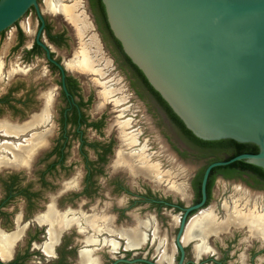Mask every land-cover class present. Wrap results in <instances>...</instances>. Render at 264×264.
Returning a JSON list of instances; mask_svg holds the SVG:
<instances>
[{"label": "flooded vegetation", "instance_id": "obj_1", "mask_svg": "<svg viewBox=\"0 0 264 264\" xmlns=\"http://www.w3.org/2000/svg\"><path fill=\"white\" fill-rule=\"evenodd\" d=\"M67 7L76 8L74 14L81 20V25L77 24L75 27L63 14L49 12L52 15L62 17L63 22H68L67 24L71 25L70 28H73V31H77L76 28L84 26V29L81 28L82 37L76 38L77 41L74 40L73 43L69 41L70 37L67 32L54 27L51 20L41 14L40 9L42 21L38 18L35 10L32 9L26 14L27 17L31 16V18L23 23V27L20 22L24 17L14 26L16 31L13 49L16 53L15 60L18 62V66L15 67L14 70L17 71L13 72L12 75L19 76V73H23L21 69L27 67V72L33 73V81L30 83L29 91L24 98L18 97L19 83L16 82L11 91L0 97V110L9 109L14 116H17L22 110L21 108L24 109L26 105L37 103L38 107L33 109L25 123H29L27 125L29 127L32 123L35 124L43 118L41 124L48 126V128L42 133L45 136V145L42 147L46 148V151H43L42 162L45 163V167L40 172L38 188L30 184L27 186L21 184L19 174L11 175L7 179L9 184L2 187L3 196L0 199V212L4 210L3 208L12 198L17 196L25 200V210L33 215L36 211L35 206L37 202L39 203L37 199L40 196V191L38 190L50 186L47 176L53 172L67 173L72 169L68 166L70 162H67L69 153H74L77 157L78 167L75 169L78 177L65 179V183H63L65 187L61 190L63 195L61 194L60 198L71 195L80 203L85 201L87 206L82 205L73 210L69 207H58L56 201H47L43 205V210L35 212L37 214L33 219L35 227L33 231L29 232L28 241L22 251H17V248L26 238V231L30 225L24 224L23 220L18 218L19 220L16 219L14 223V231L4 230L0 226L1 237L16 236L15 234L18 232L21 233L20 236H16L18 239L15 241L16 244H13L11 259L6 262L0 259V262L9 264H67L69 261L76 262L77 260V263L80 264L82 253L91 251L92 258L97 259L96 262L98 261L99 264L138 260L162 264L158 260L163 254L167 259L163 264H180L181 252L177 246V237L181 220L185 209L195 206L201 201V184L198 191L196 182L198 175L207 168V164L196 171H192V173L184 170V175H191L190 178L186 179L187 183L182 184L186 199L190 198L189 204L186 205L183 203L185 200L169 193L170 182L175 185L178 183L172 181L151 182L140 177H133L127 169L116 168L114 160L118 150L115 153L113 162H110L115 147L113 144L115 139L112 140L113 143L109 140L108 143L98 144L100 139L93 141L95 139L89 140L87 138L89 136L97 138L101 134L104 135V128L108 125V121L116 117L110 116L112 109L117 110L113 111L116 114L123 110L128 111V114H124L121 118L123 121L131 120L126 117L132 116L134 112H140L141 114L145 112L146 114L148 109H153L170 128L176 132L178 130L164 106L149 89L141 72L131 64L124 55L120 44L113 37L101 0H79V4ZM39 44L47 49L50 59L59 65L60 69L47 59L46 52ZM77 45L82 47L79 48L80 46ZM82 49H86L88 56L94 61V70L97 71L95 74L76 69L75 62L78 61ZM20 65L22 66L21 69ZM90 76H96L99 80L106 81L101 84L102 91H99V93L98 91L91 93L84 88V80H88ZM105 91H112L110 97L104 95ZM123 94L125 102L115 106L116 101L121 102L122 99L119 96ZM100 100L102 102L98 104L97 102ZM104 104L110 107H104ZM127 104L129 106L124 107ZM0 123H4L1 112ZM25 123L22 126L26 125ZM37 126L29 129L23 136H28L31 130H34ZM111 126L117 131L115 124ZM132 131L135 130L132 129ZM117 135L118 132L116 133L118 139ZM55 137H57V140L53 145L52 140ZM0 138L5 137L0 133ZM71 138L77 139L76 146L69 145V139ZM2 142L6 141L0 140V143ZM42 150L37 151L28 167L23 168L24 170L30 168L35 170L33 165L36 163L37 154ZM173 154L176 158L180 157L178 152H173ZM52 158H54L53 161H51ZM8 160L6 162L10 167L19 168L10 165L11 161ZM173 164H176L174 158ZM122 171L129 177H122L120 173ZM230 173L233 175L232 178H227L223 173L216 174L211 179L208 177L207 183L211 181L212 186L209 190V196L206 194L204 209L209 207L215 185L218 182L248 179L244 175L238 176L240 173L237 170H231ZM157 177L160 178L159 172L154 180ZM133 182L137 183L136 186L133 185ZM149 183H164L167 187V194L153 191L149 188ZM50 197L49 194L47 198ZM50 208L54 210L60 219L75 217L82 220V218L94 216L97 219L93 229L107 227L104 225L107 221L108 231H112L114 234L129 230L137 224L148 223L146 227L149 228L145 233L143 232L144 244L139 248L127 250L126 241L120 238L121 236L110 235L105 230H102L101 233H95L80 221L70 230L63 229L60 231L57 242L52 247V256H47L43 253V245L48 241L49 225L45 221ZM221 213L222 210L213 212L219 222L221 221ZM257 213L264 215V212ZM198 215V212H192L187 216L184 230L179 238V245L183 249L182 264H264V239L259 236H250L245 229L231 228L229 231L209 234L202 240L198 238L183 244L182 239L187 225ZM135 222L137 223L134 224ZM170 227L174 231L171 241L168 242ZM71 231H74L81 239L76 247L69 245L67 242V234ZM40 237H43L45 242H41ZM88 238L93 239L96 244H86L85 240ZM108 241L117 244V251L111 250L106 245ZM201 244L204 245V249L199 252L197 247ZM151 249L155 254L154 257L149 254ZM236 252H240V255ZM36 254H39V257H36ZM234 256L236 257L234 258ZM32 259H39L43 262L32 261ZM120 264L126 263L122 262Z\"/></svg>", "mask_w": 264, "mask_h": 264}, {"label": "water", "instance_id": "obj_2", "mask_svg": "<svg viewBox=\"0 0 264 264\" xmlns=\"http://www.w3.org/2000/svg\"><path fill=\"white\" fill-rule=\"evenodd\" d=\"M41 2L0 0V38L10 35L32 9L42 21ZM101 2L124 55L187 131L203 142L258 148L257 154L213 163L204 171L201 201L185 209L181 220L177 246L182 264L179 238L190 213L208 210L203 207L210 172L242 161L264 172V0ZM122 262L156 264H114Z\"/></svg>", "mask_w": 264, "mask_h": 264}, {"label": "rangeland", "instance_id": "obj_3", "mask_svg": "<svg viewBox=\"0 0 264 264\" xmlns=\"http://www.w3.org/2000/svg\"><path fill=\"white\" fill-rule=\"evenodd\" d=\"M49 2L59 3L60 5L66 8L72 9L73 15L75 16L74 13H75L76 8L67 7V6H75L79 4V0H42L41 4L39 5L41 14H43L44 17H47L49 20H51V24H53L54 27H57L59 30H62V29L65 30L67 32V35L70 37L69 41L73 43L74 40L76 38L78 39L79 37L77 36L78 35L77 32H78V29L80 28H76L77 31H73V28H70L71 25L67 24L68 22L67 23L63 22L64 20L62 17L56 16L55 14L54 15L50 14L49 12L50 10L47 7V4ZM30 18L31 16H28L20 25L23 27V23L27 22V20H29ZM71 23L74 24V22L72 21ZM74 26L76 27L77 25L74 24ZM83 27L84 26H82L81 28ZM15 31L16 29L10 35L0 38V97L7 94V92L11 91L12 87H14L15 83L17 82L19 83L18 97L24 98L29 91L30 83L33 81L32 79L33 73L27 72V67L22 68L21 65L19 67L20 69L22 68L21 70L23 73L21 74L19 73V76H16L15 74L12 75L13 72L17 71V70H14L16 69L15 67L18 66V62L15 60L16 53L13 49ZM77 46H80V45H77ZM81 47L82 46H80L79 48ZM3 68H4V73L2 74ZM84 81H85L84 88L88 92H91V93L94 91H98V93L99 91H102L101 84L106 82V81L99 80V78H97L96 76H90L88 80L86 79ZM119 97H121L122 100L121 102L116 101L114 103L115 106H118L122 104L123 102H125L124 94ZM46 100H47V97H46ZM101 102L102 101L100 100L97 103L99 104ZM104 105H105L104 107H110L107 104H104ZM127 106H129V104L125 105L124 107H127ZM37 107H38L37 103L26 105L24 109L21 108L22 110H20L19 115L17 116H14L12 114V111H10L9 109L4 108L3 110H0L3 116V121H4V123H0V133L3 137H5V138H0V140L6 141V142L0 143L1 145L4 144L0 150V160H3L5 162L4 165L0 167V170L4 167L9 166V164H7L6 162V160L8 159H10L8 161H11L10 165L19 167V168H15V167L9 166L10 168L7 167V168H4L2 171H0V199L3 196L2 187H4L5 184H9L7 179L11 177V175L13 174H19L20 182L24 186H27L29 184L37 188L39 186L38 179H39L40 172L45 167V163H42V162H43L44 152L46 151V148L45 149L42 148L45 145V136L42 135V133L45 132L48 126L41 124L43 121V118L41 121L33 125H29V127L27 126L29 123L28 124L25 123L27 121L26 119H28L30 116L29 114L33 111V109ZM46 107H47V104H46ZM113 111H117V110L112 109L110 112V116H116V117L108 121V125L104 128L105 130L104 135L101 134L97 138H94L92 136H89L87 138L89 140L95 139L93 141H96V139H100V142H98V144H103L104 142L108 143L109 140L111 143H113L112 140L115 139V143H113L115 147H114V151L112 152L113 156L111 157L110 162H113L116 151L117 150L119 151L120 149H122L121 150L122 153L126 155L135 154V155L143 156V158L147 159L146 165L144 166H147V167L158 166L160 178L157 177L156 180L154 179L150 180L143 176L132 175V174L131 175L133 177H140V178L149 180L151 182L172 181V182L178 183L177 185H175L170 182V187L168 189L170 191L169 193L185 200L183 201V203L188 205L190 198L186 199V193L183 189L184 186L182 184L187 183L186 179L190 178L191 175L189 174L184 175V170L190 171L192 173V171H196L204 167L208 163L207 154L201 153L197 151L196 149H194L189 143H187L180 136L178 132H176L175 130L170 128L165 122H163V120L160 119V117L155 113L153 109H148L146 114L145 112H143L142 114L140 112H136V113L134 112L132 113V116H127L126 118L131 119L133 123L131 120L123 121L121 119L124 114H128L127 110H123L117 114L114 113ZM141 115H143V117H141ZM24 123L26 125L22 126ZM113 124H115L117 131H115V128H112L111 125ZM10 125H13V126H10ZM17 126H21V127H17ZM35 126L37 127L34 128V130H31L28 136H23L29 129ZM132 129L135 131H132ZM117 132H118V135H117L118 139L116 138ZM124 136L134 137L136 144H134L133 146H129L127 144V141L124 139ZM56 140H57V137L53 138L52 140L53 145ZM76 144H77L76 138L69 139L70 146L72 145L76 146ZM39 149H43V150L42 152L40 151L39 154H37L38 156H37L36 163L33 165L35 167V170L34 169L32 170L31 168L24 170L23 168L28 167L29 163L31 162L34 155L37 153ZM27 151L29 152L33 151V155L30 158L28 163L26 164L14 163L13 156L16 153L22 154V153H26ZM173 152H178L180 157L176 158ZM2 154H6V155H2ZM76 158L77 157H75L74 153L68 154L67 162L68 161L70 162L68 166L72 167V169H70L69 172L67 173L53 172L51 175L47 176V181L50 184V186L46 187L45 189L38 190L40 191V196L37 199L39 200V203L37 202V205L35 206V210H36L35 212L43 210L44 209L43 205L46 204L47 201L48 202L56 201L58 207L60 208L69 207V208H73V210L78 207H81L82 205H84V207L85 205L87 206L85 201L80 203V201H77L74 198H72L71 195H67L66 197L60 198L63 195L61 193L62 192L61 190L65 187V185H63V183H65V179L67 178L75 179L78 177L77 170L75 169L78 167V160ZM173 158L176 161V164H173ZM53 160L54 158L51 159V161ZM115 160H116V156H115ZM115 160H114V166L120 169L121 167L115 163ZM121 169H124V168H121ZM71 173L72 175H70ZM120 173L122 177H125V178L129 177L123 171ZM133 183H134L133 185L136 186L137 183L136 182H133ZM149 186H150L149 188L153 189V191H157L165 195L167 194L166 193L167 187L164 183H160V184L149 183ZM178 188H182L183 192H180V191L177 192L176 189ZM49 194L51 197L48 199L47 197L49 196ZM229 205L235 206L236 207L235 209L240 210L241 212L251 210V211L263 213L264 212V188L262 189L256 188L252 184V182H250L247 178L242 179V180H235L232 182H221L220 181L215 185V188L213 191V198L208 207V211L202 212L201 214H207V213L213 214V212L215 211L217 212V210L221 208L222 216L220 220L222 221L224 218L223 215H225V208L227 206L229 207ZM3 209L4 210L0 212V226H2V229L4 230L6 229L8 231H14L15 229L14 223H15V220L18 218H21L24 224L30 225L28 226V230L26 231V236H25L26 238H24L23 242L21 240L22 243L20 242L21 244L19 243L20 244V245L18 244L19 246L17 245L18 246L17 251H22L26 245V242L28 241L29 232L33 231L35 227V223L33 222V219L35 218L37 214L35 212L33 213V215L28 213V211L25 210L26 209L25 200L17 196L12 198L5 205ZM88 218L97 219L94 216L85 217V218H82V220L79 218H75V217H71L70 219L63 218L62 220L63 222H65L66 220L70 221V225L64 229L66 231L70 230L74 225H77L80 221H82L86 227L90 228L95 233H101L102 230H105L110 235H115V236L120 237L121 233L123 232V231H120L118 234H114V232L108 231L107 221L104 224L107 227H98L96 229H93V226L91 224L85 222V219H88ZM136 223L137 222H135L134 224ZM147 225L148 223H146V226ZM18 227H19V224H18ZM148 228L149 227H146L143 230V232L145 233V231ZM173 231H174L173 228L170 227L169 232H168V237L170 239L168 242L171 241V237L173 236ZM67 235H68L67 242L69 245H72L75 247L76 245L77 246L79 245L78 242L81 239L78 237L76 233H74V231L69 232ZM39 240L41 242H45V239L43 237H40ZM109 242L110 241L106 242V245L108 247H109L108 245ZM85 243L89 245L96 244V242L91 238L86 239ZM149 254L152 257L155 256L152 249L149 250ZM236 254L240 255V252H236ZM36 257H39V254H36ZM235 257L236 256H234V258ZM37 260L32 259V261H36L40 263L43 262L42 260H39V259ZM67 264H78V263L76 260V262L69 261ZM97 264H99L98 261H97Z\"/></svg>", "mask_w": 264, "mask_h": 264}, {"label": "bare ground", "instance_id": "obj_4", "mask_svg": "<svg viewBox=\"0 0 264 264\" xmlns=\"http://www.w3.org/2000/svg\"><path fill=\"white\" fill-rule=\"evenodd\" d=\"M48 9L53 13L63 14L68 20L74 22V24H78L81 22L78 17L73 15V10L66 8L59 3L49 2L47 4ZM84 29V27H83ZM82 29H78V35L82 37ZM88 51L86 49H82L79 53L78 61L75 62V67L77 70H81L84 72H91L95 74L97 71L94 70V61L88 56ZM112 94V91L105 92L104 95L109 97ZM32 123L31 125H33ZM127 125V124H126ZM125 125V126H126ZM124 139L127 141L129 146H133L136 144L134 137L124 136ZM4 144H0L1 147ZM125 147V146H123ZM122 149H120L117 153L115 163L118 164L121 168L127 169L132 175L143 176L147 179H155L156 175L159 172L158 166L147 167L146 158L143 156L139 157L137 155H126L123 154ZM17 151V150H15ZM20 151V150H19ZM3 152V151H2ZM33 151H27L22 154H15L13 156L14 163L18 164H26L28 163V159L32 155ZM5 162L0 160V167ZM177 192H183L182 188L176 189ZM235 205V203H234ZM236 207L233 205H229L225 208V215H223V220L218 221L217 218L211 214H201L197 217L193 218L186 227L185 234L182 239L183 244H187L190 240L198 239L202 240L205 236L213 233H218L220 231H226L231 228L235 229H246L247 233L252 236H259L264 239V215H260L255 211H243L236 210ZM257 210V209H256ZM46 223L49 225L48 230V242L44 245L43 253L47 256H52V247L57 242L60 231L70 225V221L66 220L63 222V219H60L59 216L54 212L52 208L49 209L46 216ZM19 220V219H18ZM86 223L91 224L93 227L95 226L96 219L88 218L85 219ZM146 228V224H137L133 226L129 230L123 231L121 233V238L126 241V249L132 250L135 248H139L145 242V237L143 234V230ZM20 232L15 234L17 237L20 236ZM16 236L12 235L9 237L0 235V259L3 262H6L11 259L13 255V247L16 244L15 241L18 239ZM14 244V245H13ZM12 245V246H11ZM109 247L115 251L117 249V244L113 241L109 242ZM198 251L201 252L204 249V245L201 244L197 247ZM117 251V250H116ZM167 261L165 255L160 256L158 262L162 263ZM80 264H97L96 260H94L91 256L90 252H83L80 256Z\"/></svg>", "mask_w": 264, "mask_h": 264}, {"label": "trees", "instance_id": "obj_5", "mask_svg": "<svg viewBox=\"0 0 264 264\" xmlns=\"http://www.w3.org/2000/svg\"><path fill=\"white\" fill-rule=\"evenodd\" d=\"M2 33L1 35H3ZM145 81V80H144ZM148 84V83H147ZM151 92L158 98V100L161 102V104L164 106L165 110L167 111L168 115L170 116L171 120L174 122L176 129L178 130L180 136L189 143L194 149L197 151L207 154L208 156V163L206 167L213 163L217 162H223L228 161L234 157H237L239 155L243 154H257L258 148L254 145H241L237 144L233 141H220V142H203L198 139H196L189 131L185 129L183 124L179 121V119L171 112V110L167 107V105L162 101V99L159 97L157 93H155L151 87L148 85ZM206 169V168H205ZM205 169L198 175L196 187L198 191L200 190V184L202 181L203 173ZM231 170H237L240 174L238 176L244 175L247 176L249 181L252 182V184L258 188L262 189L264 188V172L256 168L254 166H251L247 164L246 162H236L234 164H231L227 167L222 168H216L213 169L210 172L209 178H213L216 174L223 173L227 178H232L233 175H231ZM212 186L211 181L207 183L206 186V194L209 196L210 194V188ZM199 194V193H198Z\"/></svg>", "mask_w": 264, "mask_h": 264}]
</instances>
